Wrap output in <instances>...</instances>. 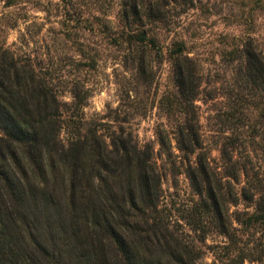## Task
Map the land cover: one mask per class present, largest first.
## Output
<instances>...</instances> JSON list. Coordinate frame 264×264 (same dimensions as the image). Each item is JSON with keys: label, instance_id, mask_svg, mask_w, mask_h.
I'll return each mask as SVG.
<instances>
[{"label": "trees", "instance_id": "16d2710c", "mask_svg": "<svg viewBox=\"0 0 264 264\" xmlns=\"http://www.w3.org/2000/svg\"><path fill=\"white\" fill-rule=\"evenodd\" d=\"M194 4L117 0L116 10L114 42L133 63L134 85L154 81L155 61L170 65L173 89L159 104L166 116L175 113L170 126L195 194L174 221L158 210L153 146L123 127L108 131V142L97 128L84 133L77 112L90 87L75 81L67 103L30 57L0 47V264H242L264 257L257 235L264 233V54L250 33L227 49L228 61L240 63L237 87L227 90L233 99L214 109L213 164L194 126L201 64L169 13L172 7L180 16ZM79 48L75 63L94 67L97 53ZM259 103L253 115L248 106ZM63 128L71 133L66 143ZM166 142L163 136L170 156ZM209 233L223 243L211 245V260L203 262Z\"/></svg>", "mask_w": 264, "mask_h": 264}, {"label": "rangeland", "instance_id": "374dc122", "mask_svg": "<svg viewBox=\"0 0 264 264\" xmlns=\"http://www.w3.org/2000/svg\"><path fill=\"white\" fill-rule=\"evenodd\" d=\"M194 3L180 16L172 7L169 13L201 64L194 126L209 148L214 164L218 162L214 109L233 99L234 95L227 90L237 87L233 76L240 63L228 61L227 49L239 37L250 33L264 54V0H194ZM116 10L117 0H0V47L30 57L35 68L49 76L59 97L67 103L71 101L70 86L75 81L90 87L85 106L77 112L84 133L97 128L108 142V131L123 127L125 132L132 131L139 144L152 145L159 174L158 210L174 221L182 209L190 207L195 194L185 172L184 153L178 148L170 126L175 113L166 116L164 102L163 107L159 104L160 97L164 101L168 89H173L170 65L166 59L155 61L154 81L134 85L130 76L133 63L114 42L118 28ZM82 45L97 53L94 67L75 63ZM260 107L261 103L248 106L253 115ZM163 136L170 142L165 144L170 145V156L162 147ZM60 137L66 143L71 133L63 128ZM193 159L190 155V164ZM180 227L185 238H193L186 224ZM257 235L264 247V233L259 231ZM222 239L217 233L208 234L206 244L210 246L201 256L203 262L211 260V245L223 243ZM242 264H264V257L246 259Z\"/></svg>", "mask_w": 264, "mask_h": 264}]
</instances>
